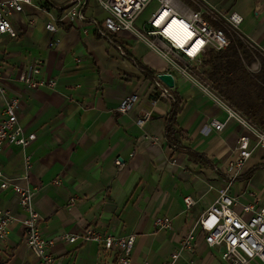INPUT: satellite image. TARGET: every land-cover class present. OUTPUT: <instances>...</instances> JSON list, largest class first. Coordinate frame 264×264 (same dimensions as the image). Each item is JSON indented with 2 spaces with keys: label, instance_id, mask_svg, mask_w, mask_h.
Instances as JSON below:
<instances>
[{
  "label": "crops",
  "instance_id": "1",
  "mask_svg": "<svg viewBox=\"0 0 264 264\" xmlns=\"http://www.w3.org/2000/svg\"><path fill=\"white\" fill-rule=\"evenodd\" d=\"M87 2L86 20L59 22L56 33L46 30L49 17L43 11L26 6L13 17L17 37H0V63L6 68L17 75L34 60H41L40 76L57 81L54 90L31 89L15 77L2 83L10 96L21 101V126L37 135L25 151L34 161L29 185L38 189L34 206L42 217L43 236L55 241L52 253L61 264H118V254L96 242L60 240L66 234L81 238L91 227L102 235H135L131 264H166L194 230L195 252L184 254L180 264H226L206 244L197 223L225 186L223 169L246 131L233 120L227 122L219 106L176 73H172L173 89L154 85L119 46L158 77L170 72L167 62L130 33L117 34L111 41L99 38L92 24H101L106 12L96 0ZM210 2L240 14L243 31L264 47V0ZM71 5L72 0H49L46 7L62 18ZM166 89L174 90L182 101L178 115L186 135L182 146L202 160L168 146L164 128L172 102ZM132 95L139 100L126 114L120 113L118 109ZM5 99L0 93V122ZM144 106L153 107V117L142 129L138 121ZM214 120L227 122L223 131L210 127ZM146 135L158 143L145 141ZM25 152L6 145L0 153V169L10 178L24 175ZM117 158L125 162L121 170L114 163ZM56 179L58 186L53 184ZM230 193L239 199V214L242 205L264 207V147L252 154ZM187 197L194 200L193 206H186ZM0 209L12 211L17 218L8 239L0 242V264H39L25 244L24 213L11 188L0 187ZM160 218L172 219V228H157L155 221Z\"/></svg>",
  "mask_w": 264,
  "mask_h": 264
},
{
  "label": "built area",
  "instance_id": "2",
  "mask_svg": "<svg viewBox=\"0 0 264 264\" xmlns=\"http://www.w3.org/2000/svg\"><path fill=\"white\" fill-rule=\"evenodd\" d=\"M42 6H36L34 2ZM88 0H72V5L62 18L56 17L47 7L49 0H0V37L7 35L9 39L17 37L13 25V17L24 12L26 6H33L43 11L49 22L45 28L50 33L57 32V24L64 20L71 23L84 22L86 16L83 7ZM106 12V18L101 23L92 24L104 36L112 38L121 33H130L145 44L167 62L169 74L176 73L181 78L192 82L227 114V122L235 121L244 128L235 149L234 157L225 165V186L218 191L214 204L201 216L197 226L204 235L206 244L219 252L226 264H264V207L256 203L242 205V213L237 212L239 199L232 196L230 191L233 184L243 175L249 159L259 148L264 147V129L253 125L246 117L233 109L223 98L214 93L210 86L196 79L192 73L199 68L211 51L221 52L230 47L238 39L252 54L254 63L247 68L252 74L261 70L260 58H264V47L249 37L242 29L243 17L236 12L225 11L210 0H96ZM156 2L157 9L140 26L143 13ZM33 24V21H30ZM87 34L88 31L86 30ZM53 44H51L52 46ZM42 61L34 60L28 67L21 69L16 75L14 70L8 69L0 63V93L5 99L4 119L0 122V153L8 144L26 149L37 139L35 133H27L20 124L18 112L21 101L10 96L2 87L3 81L15 77L20 83L31 89L47 88L54 90L57 81L45 79L40 75ZM173 75V74H172ZM167 97V94H161ZM139 100L137 95L128 97L118 111L126 114ZM153 117V107L141 108V118L138 125L145 129ZM227 122L212 121L210 127L216 131H223ZM145 141L157 144V138L145 136ZM134 155L132 154L131 157ZM33 159L24 153V175L19 178L8 177L0 169V187L3 190L11 188L18 199L19 206L24 213L22 224L25 229L24 241L27 248L36 256L39 264H61L51 249L54 240L43 236L40 222L42 217L34 206L37 188L29 185L30 171ZM121 170L125 167L122 158L114 161ZM54 185H60L56 179ZM187 207L195 204L191 197L184 199ZM17 221L12 211L0 209V242H4L10 235L11 225ZM159 229H171L172 219L160 218L155 221ZM61 241L75 243L96 242L107 251L118 254V264H131V254L136 236L120 238L114 235H102L93 228L86 229L83 237L66 234ZM197 236L194 230L184 238L180 248L174 252L166 264H180L184 254L195 252ZM108 264V263H98ZM188 264H193L190 261Z\"/></svg>",
  "mask_w": 264,
  "mask_h": 264
},
{
  "label": "trees",
  "instance_id": "3",
  "mask_svg": "<svg viewBox=\"0 0 264 264\" xmlns=\"http://www.w3.org/2000/svg\"><path fill=\"white\" fill-rule=\"evenodd\" d=\"M87 3H85L83 10ZM45 6H48V4ZM95 32L99 38L111 41V38L104 36L100 31L96 30ZM119 47L124 57L150 79L154 85L160 88L164 86L156 73L136 60L123 47ZM260 62V72L258 74L249 73L247 66L254 63V58L243 43L236 39L226 50L221 52L211 51L206 56L200 66L203 69L201 71L203 78L198 75L197 79L210 86L214 93L228 102L233 109L242 112L254 125L264 127V58H260ZM166 92L172 102L164 128V137L168 146L174 150H184L190 157L202 160L203 157L198 153L190 149H184L182 146V141L186 139L185 133L178 124L182 101L174 90L166 89Z\"/></svg>",
  "mask_w": 264,
  "mask_h": 264
},
{
  "label": "rangeland",
  "instance_id": "4",
  "mask_svg": "<svg viewBox=\"0 0 264 264\" xmlns=\"http://www.w3.org/2000/svg\"><path fill=\"white\" fill-rule=\"evenodd\" d=\"M158 4L156 2L152 3L149 8L143 13V15L140 18L139 23L137 24V26H140L145 20L149 19L151 14L157 9ZM260 66H261V62H260ZM248 69V68H247ZM203 69L201 67L195 69L192 73V75L197 79V77H199L198 75H201V71ZM248 72H250V70L248 69ZM258 74V73H257ZM202 77V75H201ZM203 78V77H202ZM228 103V102H227ZM230 105V104H229ZM237 111V110H236ZM238 113H240L241 115H243L244 117H246L242 112L237 111Z\"/></svg>",
  "mask_w": 264,
  "mask_h": 264
},
{
  "label": "water",
  "instance_id": "5",
  "mask_svg": "<svg viewBox=\"0 0 264 264\" xmlns=\"http://www.w3.org/2000/svg\"><path fill=\"white\" fill-rule=\"evenodd\" d=\"M159 80L170 89H173L175 87V79L172 74H161L159 75Z\"/></svg>",
  "mask_w": 264,
  "mask_h": 264
}]
</instances>
